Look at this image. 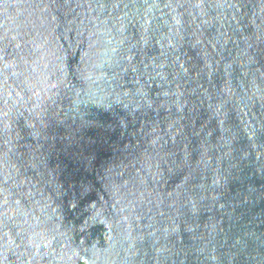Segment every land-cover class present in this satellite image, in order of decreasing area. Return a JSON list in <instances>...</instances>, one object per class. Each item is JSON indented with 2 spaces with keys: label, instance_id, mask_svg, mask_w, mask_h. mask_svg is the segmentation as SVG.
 <instances>
[{
  "label": "water",
  "instance_id": "water-1",
  "mask_svg": "<svg viewBox=\"0 0 264 264\" xmlns=\"http://www.w3.org/2000/svg\"><path fill=\"white\" fill-rule=\"evenodd\" d=\"M0 264H264V0H0Z\"/></svg>",
  "mask_w": 264,
  "mask_h": 264
}]
</instances>
